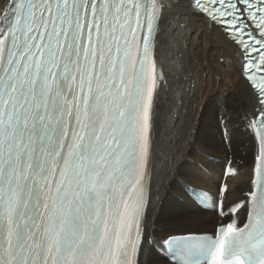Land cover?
I'll list each match as a JSON object with an SVG mask.
<instances>
[{"label":"snow or ice","instance_id":"obj_1","mask_svg":"<svg viewBox=\"0 0 264 264\" xmlns=\"http://www.w3.org/2000/svg\"><path fill=\"white\" fill-rule=\"evenodd\" d=\"M189 6L239 53L258 143L244 196L224 206L219 185L212 234L165 243L198 256L179 264H264V0ZM161 7L12 0L0 12V264H141Z\"/></svg>","mask_w":264,"mask_h":264},{"label":"bare ground","instance_id":"obj_2","mask_svg":"<svg viewBox=\"0 0 264 264\" xmlns=\"http://www.w3.org/2000/svg\"><path fill=\"white\" fill-rule=\"evenodd\" d=\"M11 2L12 0H0V12ZM159 4L162 7L155 45L158 87L154 96L153 126L150 132L152 149L149 159V205L141 264H173L159 254L160 257L153 254V249L156 251L162 241L181 231L159 230L171 218L174 222L199 223L203 229L212 227L213 222H217L216 227L221 220V217H216L215 212L194 206H174V195L184 194V189L183 192L179 189V173L184 177V182H181L183 188L187 183L192 185L190 180L194 177H198L195 182L205 184L201 187L217 188L213 177L203 174L200 176L195 171L193 174L189 170L194 157L189 156L193 145L204 149L208 154L214 150L217 156L224 158L223 165L211 163L215 167L212 174L218 175L221 167L224 169L226 164L237 169L238 174L230 178V195H226L231 204L239 201L247 191L245 185L248 182V161L258 143L255 130L249 127L254 98L247 81L241 75L240 56L230 38L215 28L208 19L195 14L189 6L190 0H159ZM228 48L234 52L236 69L241 75V91L221 97L204 109L200 103H196L199 98L197 79L210 73L212 51L217 49L225 52ZM201 107L203 112L198 122L195 121L196 113L200 112ZM239 147H243V151ZM193 152L201 163L203 158ZM229 156L236 162L243 160V165L236 163L235 166ZM189 211L193 213L190 216ZM183 215L189 219H183ZM240 217L239 214L237 218Z\"/></svg>","mask_w":264,"mask_h":264},{"label":"rangeland","instance_id":"obj_3","mask_svg":"<svg viewBox=\"0 0 264 264\" xmlns=\"http://www.w3.org/2000/svg\"><path fill=\"white\" fill-rule=\"evenodd\" d=\"M228 50L224 52L222 50L214 49L212 51L213 53H211V62L209 64L210 65V70H211L210 73L205 74L202 78H198L197 79V82L198 83L196 82V84H197V88L199 89V92H198V96H199L198 100L199 101L197 100L196 103H198V104L200 103V105H202L204 107V109H206V107H208V105L210 106V104L213 101H215V100H217V99H219L221 97L225 98L224 96H227L229 94H234L235 95V93L241 91V86L239 84V83H241V80H240L241 79V75H240V73L236 69L235 58H234V55H233L234 52L232 50H230L229 48H228ZM200 79H203V80H200ZM203 107H201L200 112L196 113L197 116H196V120L195 121H198V122L200 121L198 119L201 116L200 114H202V112H203V110H202ZM194 145H193V147H192L191 150L195 151L199 155V158L200 157L203 158L204 157L203 153H205V150L204 149H201V148H195ZM199 146H201V145H199ZM238 149L240 151H243V147H239ZM193 151H192V154L189 155L190 157H193L194 156L193 159H191L192 160V163H191V165L189 167V170H192L193 171V174H194V171L196 173L200 174V172L196 168L193 167L194 166L193 165L194 161L196 162L197 161V158H198V156L195 155ZM212 151H210V154H214V153H215L214 155L217 154L216 151H214V150H212ZM233 152H234L233 154H235V151L234 150H233ZM222 156H224V155H222ZM229 157H231L232 160H233V157L232 156H229ZM184 161H185V158H184ZM202 161L205 162L207 160H205L203 158ZM203 162H201V163H203ZM236 163L243 165L244 162H243V160H240L239 162H236V160H233V164L235 166H237ZM207 164H208V161H207ZM222 168L223 167H221V169ZM217 177H218V175H214L213 176V178L215 179V181H216V178ZM179 179H180L179 180L180 181L179 189H180V192H183V186H182V183L181 182H184V177L180 173H179ZM196 179H198V177L197 178L194 177L193 180H190V182H191L192 185H194V186H200V187H201V185L202 186L205 185V184H202V183L195 182V181H197ZM174 198H175V195H174ZM173 202H174V206H176L177 208L179 206L180 207L181 206H184L176 198H175V200ZM180 209H182V208H180ZM163 214H164V212H163ZM192 214H193L192 211H189L188 212V215L189 216L192 215ZM216 217H218V215H216ZM172 219L173 218H171V220H169L167 222L168 224L167 223L166 224H162L159 227V230L162 231V232L163 231L164 232H167V229H168V231H171V230L172 231H174V230H180L179 229L180 225L181 224H184V223L199 225V223H196V222H193V221H185V222H181L180 223V222H174V220H172ZM183 219H189V218L187 216L183 215ZM216 223L217 222H213L212 223V227L209 226V227L204 228L205 231L206 230L207 231L210 230V231L213 232V227H215V224ZM172 224H175V225H172ZM189 228H190V226L187 227V228H185V230H187ZM153 250H154L153 254L155 256H159L158 253L155 251V249H153ZM153 264H160V263L155 262Z\"/></svg>","mask_w":264,"mask_h":264}]
</instances>
